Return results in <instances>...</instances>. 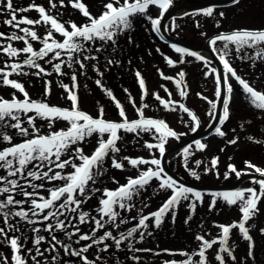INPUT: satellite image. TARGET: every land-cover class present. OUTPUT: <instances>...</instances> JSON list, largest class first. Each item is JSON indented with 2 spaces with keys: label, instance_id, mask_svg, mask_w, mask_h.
Here are the masks:
<instances>
[{
  "label": "snow or ice",
  "instance_id": "obj_1",
  "mask_svg": "<svg viewBox=\"0 0 264 264\" xmlns=\"http://www.w3.org/2000/svg\"><path fill=\"white\" fill-rule=\"evenodd\" d=\"M240 0H232L233 5H238ZM172 0H109V2L102 5L103 11L99 16H93L88 10V7L83 0H48V6L35 3V0H29L27 6H14V0H0V11L6 12L8 18L3 23L9 26L13 31L11 34H5L0 31V39L8 41H22L24 47L17 48L8 43L7 45L0 44V53L4 56L15 60L22 53L26 54V59L22 62L4 63L0 67V86L10 87L20 94L23 99H17L13 93L11 99H4L0 97V141H7L11 146L0 149V169L4 172L0 173V219H2L4 226L0 227V245L7 246L10 249V255L5 256L0 252V264H29V259L32 264H49V259L45 257V253H54L50 256L51 264H56L61 259V250L65 257L78 258L82 264H101V253L108 252L109 248L113 247L116 251H121V246L124 245L129 252H152V249L134 248L133 239L136 243H143L145 233L148 236L152 235L148 231V221H152L154 228H160L168 213H172L171 221L174 223L176 218V210L183 201L188 202L189 215L185 218V224H188L195 213L197 202L203 203L205 193L195 190L191 187L179 184L171 176L164 172L161 167V160L157 158L143 159L131 158L124 156L122 159H117V155L121 148L117 147V142L122 139L120 132L134 133L138 137L141 133H152L158 143H145V147L149 150L155 148L159 151L161 156L165 152V144L169 137L179 138L178 134L172 130L167 123L159 119L145 118L144 108L147 104L137 108L139 118L129 121L125 113L124 107L110 89L102 85L100 79L95 83L101 87L106 95L115 102L118 109L120 122L107 121L103 118L104 109L101 106L98 110V116L92 115L80 110L79 97L77 88V74L72 72L70 79L72 86L60 83V87L67 93V100L71 102L70 108H61L49 105L45 100H32L26 91L23 83L16 79H11L13 75L27 76L29 73L23 71L24 67L34 68L36 71L32 73L36 77L50 76L52 73L46 71L37 61L43 60L45 57H51L47 61L52 64L54 72L60 76L67 73L63 71L66 65L69 69L73 68V59L76 53H87L90 48L85 47V43L94 45L97 41L101 42V46L95 48V52L100 53L107 51L106 45L111 44L113 53L118 50V38L125 33H128V43L132 44L131 32L135 30L134 20L143 17L151 24V29L155 33L161 32V19L163 14L168 12ZM70 6L73 9L79 10L83 17L87 18V22L77 25V23L68 20L61 22V13L57 12L53 15L51 9H58ZM151 6H155L160 11L157 18L152 15H146ZM35 11L38 13V18H30L23 13ZM215 12V7H208L202 10V14L206 17H212ZM220 17L224 16L223 12L218 13ZM66 24L68 27H66ZM36 26H43L44 34L38 35ZM199 26V24H197ZM219 27V22H217ZM71 29V30H69ZM22 33V35L17 34ZM54 33H58L63 37L62 42L54 37ZM30 41H39L42 47L39 50L34 49ZM218 42H222L221 48H216ZM210 45L213 46L214 52H219V59L225 69L223 83L219 74L215 75L216 92L215 96L219 99L222 91L226 92V96L222 102V116L218 121V125L214 131L215 134L224 137L226 133L222 131V126L228 121L230 117L229 105L232 98L233 86L228 82L229 74L241 86V90L248 103L255 109L264 112V90H257L241 75H238L236 70L231 66L228 55L233 51L229 45L234 46L235 53L238 58L242 60H252L253 63L257 59L264 61V28L262 29H248L238 28L230 33H221L210 40ZM176 53L193 56L197 60L204 61L205 64L209 62L203 56L197 55L195 52H189L183 47L176 45L171 46ZM246 49H252L253 54L250 55L245 52ZM67 52V60H61V52ZM159 52V49H157ZM244 52V55H240ZM97 60L96 55H84L83 59L75 58V63L83 70L87 65V60ZM165 62L170 67H176V62L168 57H164ZM53 60L59 62L53 63ZM121 63L118 59L106 57V65H119ZM130 64L131 61L129 60ZM179 63H184L183 59ZM93 70L100 76L103 72L95 65ZM162 79L171 80L174 82L180 97H186V84L184 83L185 73L180 71L178 73L179 79L175 77L166 76L163 71L157 69ZM213 69V73H215ZM211 73H206V75ZM137 82L142 90L141 100L148 95L146 89V82L140 71L135 72ZM44 96L51 94V81L45 82ZM164 91L171 97V92L166 87L161 85ZM127 93V89L124 90ZM200 95V94H198ZM155 100L169 111H176L177 102L171 99H163L159 93H153ZM201 99L207 100V97L200 96ZM129 101L135 107V101L131 95L128 96ZM211 105L212 111L209 115L215 121V110L217 103L208 101ZM184 113H187L191 121H193L192 130L195 132L199 127V120L195 113L190 111L183 103L178 105ZM34 113V115H28ZM21 114L26 117L27 124L31 127L34 135L30 139H26L22 143L12 144L13 137L5 134L8 128L18 130L21 136H29V129L22 126ZM37 118L48 122V127L51 128L57 120H63L68 123L67 129L50 132L47 135H41L40 129L37 127L35 121ZM250 123V122H249ZM244 125H241L243 128ZM97 135V146L91 155H84L83 148L75 147L85 141L86 138ZM107 135V139H105ZM251 139V137H249ZM195 147L199 151H204L208 146L205 143L196 140ZM229 144L235 145L238 143V137L228 141ZM71 153L69 154V150ZM223 151V149H222ZM111 155V166L116 169H123V161L128 163L133 168H138L140 165H151L146 170L139 171L137 177H129L127 183L121 185L115 190L101 189L92 187L89 188V182L95 185L98 177L104 175L106 169L104 168L105 159ZM184 153L185 167H187V155L189 149L185 148ZM62 156L67 158L61 159ZM79 160L81 163L77 164L74 161ZM219 157H214L211 160V168H205V171H212L218 165ZM202 161H195L196 167H199ZM31 165V168L29 166ZM246 166L253 169L261 177H264V169L246 162ZM70 167L72 172L64 174L62 171ZM45 169H47L45 171ZM228 173H235L239 179L246 173L238 171L234 165H228ZM190 174L197 180L200 179L198 173L190 170ZM218 174V173H217ZM155 179L159 181V189L170 192L167 199L154 212L143 214V209L149 207L145 202L138 210V216L132 217L137 223L126 231H120L116 235L112 230H104L101 235H97L107 226L112 228H120L121 225L129 223L128 218L120 216L117 209L124 211H131L135 205L129 203L135 196H138L141 191L146 189L151 181ZM24 181V183H21ZM33 181H41L36 184ZM62 181V185H56L47 189V198L41 195L39 190L44 188V182ZM113 182H116L115 180ZM253 183L259 185V192L252 187L231 192H217L212 193L213 199L209 203V211L216 207L217 199L222 198L228 205H239V210L242 214L239 222H232L230 225L214 224L220 232L212 239H206L204 235L197 234L195 240L199 242L198 250L193 254L197 255L199 259L195 264H209L206 253L212 249L214 245H219L218 251L215 255V260L219 264H226L225 253L231 261H236V256L233 254L235 245L229 246L231 232L233 229H238L243 240L248 242V258L254 257V241L250 235V228L246 227L247 222L252 219L258 212V202L264 197V179L254 180ZM31 188V191L27 189ZM101 192L99 198V207L95 209L97 215L92 216L90 212L83 211L81 205L87 203L91 199V194ZM17 196L23 199H17ZM83 199H80V198ZM59 202V203H58ZM28 208L25 209L24 205ZM66 213L76 214L74 217L67 216ZM64 217V219H61ZM39 218V219H37ZM77 221L76 224L72 220ZM67 221V222H66ZM47 222V223H46ZM91 223L89 232H81L78 225ZM38 224H44L43 229L36 227ZM71 229V230H70ZM143 229V231H141ZM41 231L48 233V236L40 235ZM264 234V229L260 230ZM28 232L33 235L31 237L32 247H26L29 236ZM57 232L62 233L63 239L58 238ZM138 234V237H137ZM73 237H76L73 240ZM81 241L88 242L81 245ZM111 241L112 243H107ZM127 242V244H125ZM47 243L48 247L41 249V245ZM73 244L80 245V247H73ZM102 246V247H101ZM92 250L93 258H89V252ZM168 252L169 250H163ZM159 254V253H155ZM188 257L187 252L181 253ZM43 258V259H41ZM130 259L139 262L140 257L133 255ZM64 264H72L70 260L65 261ZM166 264H177L175 261L166 262ZM181 264H194L191 258L181 262Z\"/></svg>",
  "mask_w": 264,
  "mask_h": 264
},
{
  "label": "rangeland",
  "instance_id": "obj_2",
  "mask_svg": "<svg viewBox=\"0 0 264 264\" xmlns=\"http://www.w3.org/2000/svg\"><path fill=\"white\" fill-rule=\"evenodd\" d=\"M89 9L93 16H99L104 10L102 5L109 0H89ZM209 0H172V6H179L191 3H202ZM67 4V0H65ZM88 2V0H87ZM123 0H121V3ZM29 0H14V6L24 7L27 6ZM35 3L42 4L45 7L48 6V0H35ZM203 10V9H202ZM202 10H198L187 14L184 17H175L168 25V30L175 37L183 39L195 45L205 46L211 38L221 33H230L231 31L238 28H248V29H262L264 28V0H241L238 5L226 8H215L214 15L212 17H206L202 14ZM53 15L57 12L61 13V22L71 20L77 25L87 22V18L83 17L79 10L73 9L70 6L58 9H51ZM223 12L224 16L220 17L218 13ZM160 10L155 6H151L146 15H152L153 18L158 17ZM21 15H26L30 18H38V13L31 11L28 13H23ZM7 13L0 11V31H3L6 35L11 34L15 29L10 28L5 25L3 21L7 19ZM217 22H219V27H217ZM199 24V26H197ZM66 27L68 25L66 24ZM135 30L131 32L132 44L128 43V33L120 36L118 38V50L113 53L111 44L106 45L107 51H102L100 53L95 52V48L101 46V42L97 41L94 45L90 43H85L86 48H90L87 53H76L73 59V68L69 69L66 65L63 67V71L67 73L64 76L56 74L52 68V64L47 61L51 57H45L43 60H38L37 62L41 64L46 71L51 72L50 76L36 77L32 73L36 71L34 68L24 67L23 71L29 73L27 76H16L13 75L11 79H16L23 83L26 91H28L29 96L32 100H45L49 105L57 106L61 108H70L71 102L67 100V93L63 88L60 87V83L68 84L72 86V81L70 76L73 71L77 74V94L79 97V108L80 110L92 115L93 117L98 116V110L102 106L104 109L103 118L116 119L121 121L118 109L115 104L109 99L106 93L101 87L97 86L95 81L100 79L102 85L110 89L113 94L120 101L121 105L124 107L125 113L129 121L136 120L139 118L137 113V108L142 107L143 104H147L148 107L144 108L145 118L164 120L169 127L174 130L179 138L169 137L165 144V151L172 146H175L179 141L186 139L198 132L207 130L213 124V117L209 115L212 111L211 105L208 101H213L217 103V109L215 110V117L219 108L220 98L217 99L215 96L216 92V82L215 75L219 74L216 65L208 58L205 57L209 63L205 64L204 61L197 60L193 56L183 55L176 53L172 47L168 44L162 42L157 36H155L154 31L151 29V24L143 17L136 18L134 20ZM38 35L44 34L43 26H36ZM71 30V29H69ZM17 34L22 35V33L17 32ZM55 39L58 41L63 40L58 33H54ZM33 44L34 49L39 50L42 44L39 41H30ZM12 43L14 47L22 48L24 44L22 41H8L0 39V44L7 45ZM213 48V46H211ZM216 48L222 47V42H218L215 46ZM233 51L228 55L229 62L231 66L236 70L238 75H241L250 84L257 88V90H264V61L257 59L255 63L252 60H242L237 57L234 46L229 45ZM159 49V52L157 51ZM245 52L252 55V49H246ZM217 58L219 59V52H215ZM84 55H96L97 60L93 61L91 59L85 61L87 67L83 70L79 68V65L75 63V58L78 57L83 59ZM202 56L200 54H197ZM244 55V52L240 54ZM68 53L61 52V60H67ZM106 57L112 59H118L121 63L117 65H106ZM164 57H168L176 62V67H170L166 64ZM26 59V54H21L15 60L8 58L0 53V67L4 66V63L12 62H22ZM183 59L184 63H179ZM131 61L129 64L128 61ZM220 61V59H219ZM59 62L53 60V63ZM221 67L224 69L222 62L220 61ZM93 65L98 67L103 76L100 77L94 70ZM157 69L163 71L166 76L173 77L177 72L183 71L186 75L184 83L186 84V97H180L179 91L177 90L175 84L171 80L162 79L159 75ZM215 69V73H213ZM225 70V69H224ZM140 71L146 82V89L148 95L141 100L142 90L140 89L135 72ZM206 73H211L206 75ZM51 81V94L49 96H44L45 82ZM228 82L233 86L232 98L229 105L230 117L228 121L222 126V131L226 133L224 137L214 135L207 140L201 141L207 144V148L204 151H199L195 147V143L189 145V154L187 155V167H185L186 154L184 150L173 157L171 161V168L176 171V173L183 176L187 181L196 182L204 185H224L233 183L237 177L235 173L228 172V165H234L238 171L242 173L249 172L250 168L246 166V162H250L264 169V112H261L251 106L245 99V96L241 90V86L235 81L233 77L229 74ZM163 85L171 92V97L164 91ZM127 89V93L124 91ZM13 93H15L17 99H23L22 94L16 90L0 86V97L4 99H11ZM153 93H159V95L165 99H171L177 102L176 111L166 110L159 101L155 100ZM131 95L132 99L135 101V107L129 101L128 96ZM200 94V95H198ZM200 96L207 97V100L201 99ZM183 103L187 108L196 114L199 120V127L194 132L193 121L187 113H184L179 109L178 105ZM222 112V108L220 109ZM28 115H34V113H29ZM22 126L29 129V136L24 137L18 133V130L8 128L5 130V134L11 135L13 137L12 144L22 143L26 139L32 138L34 133L31 127L27 124L26 117L21 114ZM250 122V123H249ZM37 127L40 129L41 135H47L50 132L59 131L61 129H67L68 123L63 120H57L51 128L48 127V122L37 118L35 121ZM244 125L241 128V125ZM122 139L117 142V147L121 148V151L116 154L117 159H122L124 156L131 158H143V159H162L161 154L155 148L149 150L144 145L145 143H158V140L154 138L152 133H141L138 137L134 133L121 132ZM238 137V143L235 145L229 144L228 141L233 138ZM251 137V139H249ZM107 139V135H105ZM11 146L7 141H0V149L3 147ZM97 146V135L86 138L85 141L78 145H73L72 149L75 147L83 148L84 155H91ZM223 149V151H222ZM71 149L69 150V154ZM111 153L109 157L105 159L104 168L106 169L104 175L97 178L95 185L89 182L88 187L98 188L101 191L104 188H109L113 185V189L119 188L127 182L129 177L135 178L138 176L139 171L146 170L149 167H154L151 165H140L138 168H133L128 161H123L124 168L116 169L111 166ZM214 157H219L218 165L212 171H205V168H211V160ZM67 158L62 156L61 159ZM200 160L202 163L199 167H196L195 161ZM75 163L79 164L81 161L75 160ZM31 168V165L29 166ZM47 169H45L46 171ZM190 170H194L200 176L197 180L190 174ZM56 171H62L64 174L73 171L70 167L64 170L56 169ZM4 170L0 169V173ZM218 173V174H217ZM116 182H113V181ZM24 183V181H21ZM33 183L39 184L41 181H33ZM62 181H52L44 182V188L40 189L41 195L47 197V189L54 187L56 185H62ZM249 187L255 188L259 192V185L253 183L252 181L245 185L242 189H247ZM31 191V188L27 189ZM112 190V189H111ZM241 190V189H240ZM236 191V190H235ZM205 193L203 203L197 202V207L192 220L185 224V218L189 215L188 202L183 201L179 208L176 210L175 222L171 221L172 213H168L165 217L164 222L160 228H154L152 226V221L149 220L148 231L152 232L151 236L145 233V239L143 243H136L133 239L132 243L134 248H144L152 249V252H129L127 248L122 245L121 251H116L114 246L109 248L108 252L101 253L102 262L101 264H162V262L175 261L177 264H181L182 261L191 258L195 262L199 259L197 255L193 253L198 250L199 242L195 240L197 234L204 235L206 239L215 238L220 230L214 227V224H224L230 225L232 222H239L241 220V212L239 210V205H228L222 198L217 199L216 207L209 211V203L213 199V196L209 193ZM170 192L167 190L159 189V181L153 179L151 183L146 186V189L141 191L138 196H135L129 203L135 205L131 211H124L117 209L120 212V216L129 219V223L123 224L120 228H112L110 225L106 229L101 230L97 235H101L104 230H112L113 234L116 235L120 231H126L133 227L137 221L132 220V217L138 216V210L146 202L149 207L143 209V214L151 213L156 211L167 199ZM101 197V192H95L91 194V199L87 203L82 204L81 207L92 208L99 204V198ZM17 199H23V197L17 196ZM80 199H83L82 197ZM59 203V202H58ZM24 208L27 209L28 205L25 204ZM92 208L90 211L91 215L96 214L95 209ZM258 212L256 215L250 219L246 227L250 228V235L253 237L255 244L254 247V257L255 259L248 258V242L243 240L238 229H233L231 232V238L229 240V246L235 245L234 255L236 256V261H231L225 253L226 264H264V234L261 233V229H264V197L260 199L257 205ZM95 212V213H94ZM67 216L74 217V213H66ZM39 219V218H37ZM64 219V217H61ZM67 222V221H66ZM47 223V222H46ZM72 223L76 224L75 219ZM4 226L2 219H0V227ZM36 227L43 229L44 224H38ZM143 231V229H141ZM82 233L83 231L82 228ZM87 232V231H86ZM40 235L48 236V233L41 231ZM32 233L28 232V242L26 247H32ZM56 235L61 239L62 233L57 232ZM138 237V234H137ZM76 237H73L75 240ZM88 243L81 241V245ZM107 243L111 244V241ZM127 244V242H125ZM41 249L48 247L47 243L42 244ZM73 247H80V245L73 244ZM102 247V246H101ZM219 245H214V247L206 253L209 264H219L215 260V255L218 251ZM169 250L165 252L163 250ZM0 252H3L5 256L10 255V249L7 246L0 245ZM187 252L190 255L188 257L182 255L181 253ZM155 253H159L158 255ZM54 253H45V257L49 259V264H51L50 256ZM61 258L64 256L61 250ZM89 258H93L92 250H90ZM133 255L140 257L139 262L130 259ZM161 258V259H160ZM43 259V258H41ZM70 260L72 264H82L78 258L71 257L70 259H65V261ZM11 264V261H9ZM29 264L32 261L29 259Z\"/></svg>",
  "mask_w": 264,
  "mask_h": 264
},
{
  "label": "bare ground",
  "instance_id": "obj_3",
  "mask_svg": "<svg viewBox=\"0 0 264 264\" xmlns=\"http://www.w3.org/2000/svg\"><path fill=\"white\" fill-rule=\"evenodd\" d=\"M171 19V14L169 15V14H166L165 16H164V23L165 24H167V22L169 21ZM163 30V32L164 33H166L167 31L165 30V29H162ZM197 52H199L200 54H202V55H205V56H207V57H209V58H211V59H213V55H212V53L211 52H209V51H205V50H201V49H195ZM172 159H173V157L171 156V157H167L165 160H164V167H165V169L166 170H168V168L170 167V163H171V161H172Z\"/></svg>",
  "mask_w": 264,
  "mask_h": 264
},
{
  "label": "water",
  "instance_id": "obj_4",
  "mask_svg": "<svg viewBox=\"0 0 264 264\" xmlns=\"http://www.w3.org/2000/svg\"><path fill=\"white\" fill-rule=\"evenodd\" d=\"M230 4H232V1H230V2H228V1H222V2H210V3H207V5H210V6L211 5L223 6V5H230ZM175 9H177V8H175ZM165 40L168 41V42H170V43H178V44H181V45H185V44L180 43L179 41L174 40V39H171L169 37H165ZM206 135L207 134L195 136V137L189 139V142H193V141H195V140H197L199 138L205 137ZM227 188H229V187H225L224 189H227Z\"/></svg>",
  "mask_w": 264,
  "mask_h": 264
}]
</instances>
